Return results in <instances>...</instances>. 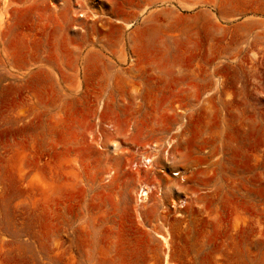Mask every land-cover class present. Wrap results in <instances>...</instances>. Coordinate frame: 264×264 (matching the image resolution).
Here are the masks:
<instances>
[{
	"label": "rangeland",
	"instance_id": "rangeland-1",
	"mask_svg": "<svg viewBox=\"0 0 264 264\" xmlns=\"http://www.w3.org/2000/svg\"><path fill=\"white\" fill-rule=\"evenodd\" d=\"M166 10L185 91L92 106L81 37ZM0 264H264V0H0Z\"/></svg>",
	"mask_w": 264,
	"mask_h": 264
},
{
	"label": "crops",
	"instance_id": "crops-1",
	"mask_svg": "<svg viewBox=\"0 0 264 264\" xmlns=\"http://www.w3.org/2000/svg\"><path fill=\"white\" fill-rule=\"evenodd\" d=\"M165 13L168 18H158L156 15L153 18L151 15L135 24L122 17L123 20L116 25V35H110L106 31L95 37L87 34L81 37L85 38L84 42L88 47L84 55L76 53L70 82L73 84L82 79L80 89L87 92L86 97L91 98L92 106L171 105V92L185 91V70L172 72L169 66L173 44H179L186 38V35L183 38L175 31L181 30L187 22L184 20V24L177 18L181 15L178 16L173 10H166ZM183 16L190 20L187 27H192V20L196 16ZM200 22L194 24L196 28L203 27V22ZM197 32L198 30L196 34ZM121 48L126 55V62L117 64L111 59L117 66L110 67L109 51L115 49L116 54L121 57ZM80 49L78 46L77 50ZM198 83L204 87L209 84L205 79H199ZM168 96L171 97L170 100Z\"/></svg>",
	"mask_w": 264,
	"mask_h": 264
},
{
	"label": "bare ground",
	"instance_id": "bare-ground-1",
	"mask_svg": "<svg viewBox=\"0 0 264 264\" xmlns=\"http://www.w3.org/2000/svg\"><path fill=\"white\" fill-rule=\"evenodd\" d=\"M146 162L149 163V160H147ZM139 188H140L141 194H143V196H147V193L149 192V190L151 191L150 187H148L146 185L145 186L144 185L143 186H140ZM160 238H162L163 240H165V238H163V237H160Z\"/></svg>",
	"mask_w": 264,
	"mask_h": 264
}]
</instances>
